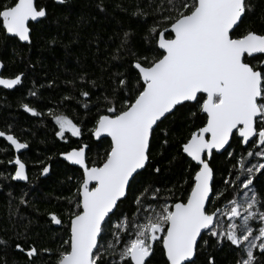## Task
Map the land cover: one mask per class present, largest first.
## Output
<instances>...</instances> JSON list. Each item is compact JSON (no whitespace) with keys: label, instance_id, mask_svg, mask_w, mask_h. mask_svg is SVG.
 Returning <instances> with one entry per match:
<instances>
[{"label":"snow or ice","instance_id":"1","mask_svg":"<svg viewBox=\"0 0 264 264\" xmlns=\"http://www.w3.org/2000/svg\"><path fill=\"white\" fill-rule=\"evenodd\" d=\"M97 7L105 10L103 0ZM50 15L41 0H0V39L31 48ZM132 16L146 25L143 51L126 31L111 54L117 71L102 69V83L84 72L46 112L35 87V104L21 103L53 123L66 145L59 156L79 175L69 177L74 190L48 201H56L48 223L62 229L57 248L33 239L31 219L0 246L25 264H218L224 247L235 264H264V0H141ZM0 70V88L24 84L23 71L6 75L3 60ZM73 103L83 118L68 114ZM0 139L9 157L0 178L29 185L21 158L29 142L12 125ZM217 155L230 165L219 179ZM177 162L173 183L165 174ZM41 164L47 177L52 166ZM33 190H21L19 205Z\"/></svg>","mask_w":264,"mask_h":264},{"label":"trees","instance_id":"2","mask_svg":"<svg viewBox=\"0 0 264 264\" xmlns=\"http://www.w3.org/2000/svg\"><path fill=\"white\" fill-rule=\"evenodd\" d=\"M41 3L49 5L51 15L42 26H37L33 47H15L0 39V60L7 67L5 74L20 71L26 74L24 84L13 91L0 89V129L12 125L16 134L29 142V148L21 158L28 165L30 176L29 185L0 178V237L8 239L13 234L14 225L15 229L22 230L23 225L31 219L33 239L39 238L42 246L55 249L60 243L62 229L48 223L47 212L55 210L56 203L55 200L52 203L48 201L52 197L68 195L69 189L74 190L75 181L69 180V177L78 176L79 170L60 158L59 153L65 150L66 145L55 137L53 123L47 117L28 115L20 105L32 100L28 92L35 87L43 101L40 110L46 112L48 107H55L61 97L71 90L67 82L78 79L84 72L102 83L101 70L115 72L117 68L110 65L121 62L111 60V54L123 33L131 31L132 49L143 51L146 25L132 16L141 0H103L104 11L97 7L100 0H67L64 5H58L54 0H41ZM103 79L106 80L107 76L104 75ZM50 83L52 86L48 87ZM40 85L45 87L41 88ZM32 102L35 104L34 100ZM67 112L72 116L79 113L83 118V110L75 103L68 106ZM199 123L196 121L197 125ZM191 130L179 127L181 133ZM106 146V142L94 143L93 153L102 152ZM4 147L7 144L0 139V148ZM7 158L0 153V160L6 161ZM41 162L52 166L47 177L40 175ZM213 164L218 171V179L221 174L226 175L225 169L230 167L225 157L220 155L216 156ZM181 167L177 162L172 173L165 174V179L174 183L180 178ZM11 169L9 165L8 170ZM3 170L4 166L0 165V171ZM29 187L34 189L28 197L29 204L19 205L21 190H28ZM9 192L12 193L11 197ZM21 217L24 219L21 220ZM53 237H56L55 242ZM235 259L236 253L227 247L217 253L218 264H235ZM5 260L8 264H25V257L19 252L0 246V264H4Z\"/></svg>","mask_w":264,"mask_h":264},{"label":"water","instance_id":"3","mask_svg":"<svg viewBox=\"0 0 264 264\" xmlns=\"http://www.w3.org/2000/svg\"><path fill=\"white\" fill-rule=\"evenodd\" d=\"M0 71H2V70H0ZM0 89H2V88H0ZM3 90H5V89H3ZM6 91H13V90H6ZM28 115H30L29 113H27ZM31 116V115H30ZM28 149H26V150H23V152H22V154L24 153V152H26ZM61 158V157H60ZM62 159V158H61ZM63 160V159H62ZM64 161V160H63ZM65 163H67L66 161H64ZM71 166V165H70ZM72 167H75V166H72ZM17 183H24L25 184V182H17ZM55 227H57V228H60L59 226H56V225H54Z\"/></svg>","mask_w":264,"mask_h":264},{"label":"bare ground","instance_id":"4","mask_svg":"<svg viewBox=\"0 0 264 264\" xmlns=\"http://www.w3.org/2000/svg\"><path fill=\"white\" fill-rule=\"evenodd\" d=\"M17 183V182H16Z\"/></svg>","mask_w":264,"mask_h":264}]
</instances>
